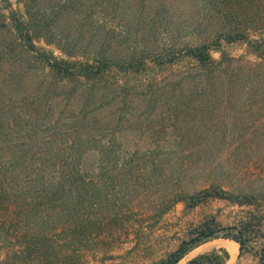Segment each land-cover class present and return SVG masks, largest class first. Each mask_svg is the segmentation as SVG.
<instances>
[{"label": "rangeland", "instance_id": "rangeland-1", "mask_svg": "<svg viewBox=\"0 0 264 264\" xmlns=\"http://www.w3.org/2000/svg\"><path fill=\"white\" fill-rule=\"evenodd\" d=\"M114 3L113 8L117 10L112 9L107 15L99 11L86 15V9L84 16L62 13L60 30L73 44L68 48L72 53L69 59L84 61L99 57L102 51L115 57L133 50L143 55L142 50L146 48L157 50V34L152 31H160L166 41L170 39L175 44L176 52L161 64L152 54L144 55V69L132 74L129 83L139 88L146 82L159 84L149 88L151 92L146 100L139 99L124 107L120 104L117 120L130 112L140 118H133L128 125L118 124L114 131L122 147L127 149L152 147L151 142L171 134L186 138L170 157L174 166L168 168L165 162L164 170L153 172L158 184L136 195L128 214L129 223L117 232L110 246L98 242L86 249L82 252L81 264L156 263L173 252L182 239L189 238L190 231L208 221L213 226L239 225L245 247L240 261L264 264L259 262V251L264 247V0H114ZM137 23L146 24V33L134 31ZM113 29H128L132 33L126 39ZM3 35L0 41L9 39ZM34 39L38 47L57 57L66 56L54 44ZM184 44H205L215 62L230 60L231 65L222 67L220 72L227 77H237L236 71L243 69V89H237L242 98L230 102L215 100L211 98L212 87L202 90V84L199 87L194 79L180 83L185 73H197L192 69L195 61L178 53L177 47ZM8 57L13 69L6 74L2 70L0 80L5 77L13 81L8 89L10 94H34L39 95L43 104L53 103L57 108L65 106L71 111L80 108L81 83L58 79L19 49ZM20 74L23 82L18 81ZM163 78L166 79L161 82ZM116 79L121 78L114 71L104 77L107 82ZM61 89L76 93L69 99L71 93ZM115 109L105 106L97 116L110 121ZM177 112L185 114L172 127V117ZM146 122L154 127L145 128ZM96 159V151L87 153L84 168L90 169ZM211 185L235 198L210 197L192 207L180 198L172 201L175 193L193 194ZM216 243L213 239L203 241L176 264L213 253L223 261L222 247L210 249ZM200 264L217 263L204 258Z\"/></svg>", "mask_w": 264, "mask_h": 264}, {"label": "trees", "instance_id": "trees-1", "mask_svg": "<svg viewBox=\"0 0 264 264\" xmlns=\"http://www.w3.org/2000/svg\"><path fill=\"white\" fill-rule=\"evenodd\" d=\"M45 2L48 3L44 5ZM115 4L114 0H0V35L9 37L0 41V72L6 74L13 69L8 56L19 49L58 79L83 86L79 91L81 106L71 111L65 106L43 104L39 95H12L8 89L13 81L5 77L0 80V264H81L83 251L98 242L110 246L117 232L129 223L136 195L158 184L153 172L164 170L165 162L168 168L175 164L172 154L177 153L185 135L171 134L151 142L152 147L127 149L114 131L118 124L128 125L133 118H140L131 112L120 120L116 115L121 105L146 100L149 88L159 84L146 82L139 88L129 81L132 74L144 69L145 54H152L158 64L175 54L176 47L170 39L166 41L160 31L153 29L157 50L146 48L143 55L127 51L122 57L102 51L99 57L84 61L69 59L72 53L68 48L73 44L60 30L62 13L83 15L86 9V15L98 11L107 15L117 10L113 8ZM144 24L137 23L134 31L146 33ZM113 31L126 39L132 33L128 29ZM35 37L54 44L66 56L57 57L38 47ZM177 50L195 61L192 69L197 71L185 73L180 83L194 79L199 87L202 84V90L212 87L211 98L215 100L242 98L237 89H243V69L236 71L237 77L220 73L231 61L215 62L205 44H184ZM113 71L121 79L105 81V74ZM18 78L23 82L21 74ZM61 91L71 93L69 99L76 93ZM105 106L115 109L110 121L97 116ZM184 114H174L172 127L183 120ZM138 122L142 124V120ZM153 127L146 122L145 128ZM90 151H96L97 159L90 169H85L84 157ZM210 197L235 198L211 185L193 194L175 193L172 201L180 198L192 207ZM238 227L213 226L209 221L200 224L173 252L153 264H176L193 247L220 236L238 242L242 253L244 239ZM224 254L225 260L227 253ZM204 258L217 264L224 262L213 253L195 256L185 264H200ZM259 262H264V247L260 248Z\"/></svg>", "mask_w": 264, "mask_h": 264}, {"label": "crops", "instance_id": "crops-1", "mask_svg": "<svg viewBox=\"0 0 264 264\" xmlns=\"http://www.w3.org/2000/svg\"><path fill=\"white\" fill-rule=\"evenodd\" d=\"M213 240L218 241V243L214 244L210 249L218 250L219 248L222 247L223 250H225V252L227 253V257L225 258L223 264H243V261H240L243 258V252L240 253L238 242H236L233 239L224 238V237L213 238ZM201 246H203V245H201ZM207 252H209V251H207ZM245 255L247 256V254H245ZM254 261H257V260L254 259Z\"/></svg>", "mask_w": 264, "mask_h": 264}]
</instances>
